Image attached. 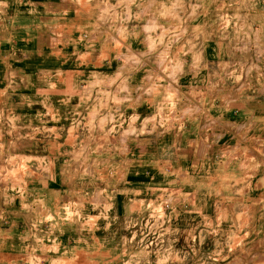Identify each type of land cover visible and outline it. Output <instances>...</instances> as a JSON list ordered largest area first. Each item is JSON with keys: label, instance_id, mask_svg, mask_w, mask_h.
Listing matches in <instances>:
<instances>
[{"label": "rangeland", "instance_id": "obj_1", "mask_svg": "<svg viewBox=\"0 0 264 264\" xmlns=\"http://www.w3.org/2000/svg\"><path fill=\"white\" fill-rule=\"evenodd\" d=\"M82 5L84 32L51 51L67 65L50 82L22 57L14 96L2 100L27 115L40 90L69 93V193L48 219L67 222L71 237L25 243L17 262L264 264V0ZM97 12L126 25L116 47L99 37L92 45ZM133 79L143 83L130 95ZM34 131H1L10 158L0 168L13 171L0 177L1 203L17 205L16 191L33 181L64 187L59 146ZM154 141L165 145L155 147L160 154L138 153L137 143ZM206 145L207 169L190 167Z\"/></svg>", "mask_w": 264, "mask_h": 264}, {"label": "crops", "instance_id": "obj_2", "mask_svg": "<svg viewBox=\"0 0 264 264\" xmlns=\"http://www.w3.org/2000/svg\"><path fill=\"white\" fill-rule=\"evenodd\" d=\"M100 13L97 12L96 17L92 16V18H95L91 27L94 32L92 45L99 42L95 41L99 37L100 42L116 47L119 32H123V29L127 27L122 23L123 20L122 22L113 23L111 14L114 13H110L108 17L106 16L105 21L100 19L103 16ZM115 14L117 15V12ZM123 15L127 17L126 14ZM84 16L86 14L82 0H0V105L2 103L6 104L2 101L3 99H11L14 96L12 84L19 81L17 73L14 71V65L15 62H21L22 57L24 61L28 60V68L32 69V74L35 73L34 76H36V72H39L48 78V81H53L52 72L57 71L59 67L62 69L67 64L62 55L60 59H58L59 56L54 59L51 51L60 49L64 43H68L66 38L68 33L84 32ZM102 33L108 34V36ZM83 38H85V34ZM90 40L84 41L89 45ZM124 46V49H128V47H130L129 50L131 49V45L127 43H124ZM59 76L65 81L68 78V73L64 72L63 74V70H61ZM141 79L131 80L130 95H133L132 89L139 87L137 85L140 81L143 83ZM37 93L40 96L34 105L29 107V110H33L27 115L25 112L16 111L13 108L4 106V104L0 106V146L3 145L2 130L14 131L16 128L29 131L35 130L34 132L40 129L45 130L48 137L47 144L50 147L59 146L60 161L66 163L64 169L62 168L60 171V178L65 179V184L58 193L45 187L47 184L45 181L40 184L33 181L29 192L26 191L28 190L26 186L20 193H18L19 190L16 191V194L19 195L14 198L22 200L18 201L17 205L14 204L15 199L13 202H0V259L9 260L8 264H20L17 261L25 256L22 252H27V247L23 246L25 243L38 240L51 241V237H59L60 239L71 237L69 233L70 226L67 222L62 221V219L60 223L51 221L56 215L54 210L59 209L60 205H66L63 203V195L69 193L67 181L69 93L67 90L54 89L40 90ZM137 112L142 115L148 114L150 107L145 102L141 103L140 107L137 108ZM55 131L60 132L59 142L56 139ZM160 142L141 143V145L137 143L138 153L150 152V156L158 155V152L159 154L161 152L155 147L165 146ZM147 146H152V148L147 149ZM208 148L209 145H206L196 151L195 160L191 161L192 159H189V166L194 167L195 163L196 167L199 166L206 170L208 165L205 158L208 156ZM190 153L192 154V151ZM8 157L9 154L0 152V164L8 161ZM46 158L48 161L56 160L55 157L49 155ZM11 172L13 171L0 168V177ZM125 188L127 189V187ZM59 194L61 198H59ZM108 226H111V224H108ZM111 237L119 236L115 231ZM70 252L74 253L75 251ZM76 253L81 252L76 251Z\"/></svg>", "mask_w": 264, "mask_h": 264}]
</instances>
